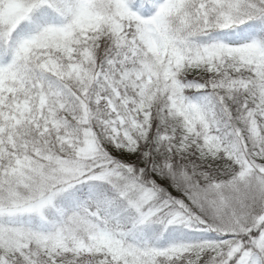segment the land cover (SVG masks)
I'll list each match as a JSON object with an SVG mask.
<instances>
[{
	"label": "snow or ice",
	"instance_id": "obj_1",
	"mask_svg": "<svg viewBox=\"0 0 264 264\" xmlns=\"http://www.w3.org/2000/svg\"><path fill=\"white\" fill-rule=\"evenodd\" d=\"M0 264H264V0H0Z\"/></svg>",
	"mask_w": 264,
	"mask_h": 264
}]
</instances>
